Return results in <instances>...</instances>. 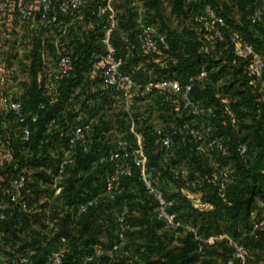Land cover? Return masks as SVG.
<instances>
[{
	"label": "trees",
	"instance_id": "trees-1",
	"mask_svg": "<svg viewBox=\"0 0 264 264\" xmlns=\"http://www.w3.org/2000/svg\"><path fill=\"white\" fill-rule=\"evenodd\" d=\"M82 2L83 23L67 28L64 35L59 33L57 43L60 54L72 58L77 78L60 82L50 95L45 96L42 89L47 69L42 54L46 59L56 60L58 54L53 42L49 41L42 53L40 33L31 37L22 34L18 46L7 39L14 35L12 32H5L0 39L15 52L22 46L26 61L19 63V67L27 72L30 82L19 99L25 112L39 117L32 127L31 140L25 143L20 138L21 122L10 112L0 115V202L7 205L6 218L0 221V264H4L2 258L15 251L16 246L19 252L31 255L33 264H43L46 255L57 246L58 237H63L69 247L62 264H94L84 263L83 256L95 245L103 249L97 260L102 264H108L110 259V264H237L226 239L216 240L212 245L202 242L224 234L247 249L250 264H264V225L258 230L257 238L246 235L254 221H264L251 217L255 202H264V69L257 78L251 59L233 53L229 40L231 33H238L253 45L264 63V13L256 24L250 22L256 7L264 0H169L171 13L178 20L191 17L192 22L181 30L170 31L161 22L164 18L157 17L155 12L149 21L159 24V30L166 34V44L160 47L159 54L149 56H142L136 47L127 49L128 45L136 44L133 14L128 0H114L118 25L111 42L117 56L125 59L121 67L123 74L130 75L137 84L164 78L184 83L190 76L197 77L201 69L207 71L206 79H196L192 97L216 115L214 134L222 141L213 153L214 164L227 168L231 181L223 192L210 181L213 165H208L205 159L208 156L197 153L187 136L190 119L170 104L175 97L171 94L149 97L151 93L147 92L142 96L134 93L131 99L135 131L141 136L149 166L155 168L150 178L166 197L174 200L172 210L177 219L194 228L195 233L183 229L170 231L156 221L155 203L147 196L135 168L131 167L130 177L117 179L114 200L105 193V179L115 165L99 160L118 149L119 142L131 144L132 135L120 98L102 85L104 50L100 39L105 18L97 20L96 13L104 0ZM205 5H210L224 19L227 25L224 41L216 38L215 32L220 30L216 24L205 29L197 21V13ZM54 7L57 8V1ZM124 35L129 43L123 41ZM209 43L215 45V51ZM11 56L9 50L3 51L6 63L12 62ZM77 85H81L79 95L68 102L71 90ZM49 99H53L52 104ZM40 104H44L42 110L38 109ZM228 109L233 112V118L228 117ZM92 118L96 122L88 134V149L83 151L76 146L61 195L52 204L51 191L44 185L56 169L53 155L65 146V139L59 135L69 131V126ZM51 120L54 124L48 127ZM222 120L225 125L221 124ZM154 121H172L180 126V144L168 156L161 146L154 145ZM39 141H43L41 150L37 148ZM241 143L247 147L244 156L236 150ZM221 148L226 150V156L218 155ZM177 163L183 164L188 173V166L193 165L197 176L189 174V177L203 180V187L194 190L174 180L172 167ZM21 173L28 177L20 195L27 201L26 210L10 200L9 183ZM94 198L98 199L97 203L85 214L72 216L71 210ZM49 207L56 220V238L45 244L43 216ZM122 211H126L130 230L125 233L124 246L114 251L118 230L115 213Z\"/></svg>",
	"mask_w": 264,
	"mask_h": 264
},
{
	"label": "built area",
	"instance_id": "built-area-1",
	"mask_svg": "<svg viewBox=\"0 0 264 264\" xmlns=\"http://www.w3.org/2000/svg\"><path fill=\"white\" fill-rule=\"evenodd\" d=\"M55 1H57V8L54 7ZM82 4V0H0V30L3 31H1L0 39L7 31L12 32V34L14 33L13 37H16V28L19 27L22 29V33L29 37L35 33L42 34L40 40L42 53L46 50L49 41H52L55 45L58 56L54 61V67L50 68L51 65H47L46 58L42 54L43 62L47 65V69L44 71V82L42 86L45 96L53 93L60 82L77 78L72 58L69 55L60 54L57 43L61 37L59 33L64 35L67 28L83 23ZM113 4L114 0H104V4L98 8L96 13L97 20L105 18V23L101 26L103 36L100 39V43L103 46L104 52L101 55L102 69L100 75L102 85L110 88L116 98H120L123 111L126 115L129 132L132 135V143L129 144L125 141L119 142L118 149L111 150L105 158L99 160V163L107 160V162L114 163L115 165L113 172L105 179V193L109 195L110 200H114L115 196L113 192L117 179L120 176L130 177L132 174L131 167L135 168L138 171L139 178L147 196L155 203L153 217L156 221L160 222L165 229L170 231L183 229L195 233L194 228L182 224L177 219V214L172 210L174 200L166 197L164 191L154 185L150 178V172H154L155 168L149 166L141 136L135 131V118L131 99L134 93H140L139 95L142 96L147 92L151 93L149 97L156 95L163 97L166 94L174 96L175 99L170 104L190 119V124L186 126L189 127L187 136L193 143L195 151L202 153L204 156L213 157V153L222 141L221 137L214 134L215 127L213 120L216 118V115L200 100L192 97L196 79H206L207 71L201 69L197 77L190 76L184 83L174 78L147 80L142 84L135 83L130 75L121 72V67L125 63V59L117 56V50L111 42L112 34L118 25V11ZM128 7L133 14L136 44H132V46L128 45L127 49L130 50L136 47L142 56L159 54L160 47L166 44V34L161 32L156 25L149 21V17L147 16L149 13H146V8L141 1L128 0ZM263 13L264 2L259 4L251 15V24L254 25L259 22ZM196 19L205 29H208L212 23L216 24L220 29L215 32L216 38L218 41H224V30L227 29V25L224 19L219 17L210 5L203 6L202 10L197 13ZM55 29H58L57 35H54ZM18 35L21 34L19 33ZM10 38L11 35L7 39ZM122 39L125 43H129L126 35ZM229 40L232 46V52L243 58H250L254 75L260 78L263 73L264 63L259 58L253 45L242 39L236 32L230 34ZM2 43L0 40V49L6 48L10 51V45ZM29 47L30 45L27 46L28 49ZM19 49H22V46H19ZM80 91L81 85L74 87L68 96V102H72L79 95ZM48 102L52 104L53 99H49ZM43 108L44 104L38 106L39 110ZM7 112L12 113L21 122L20 138L23 142L28 143L31 140L32 127L39 121L38 115L25 112L23 103L19 97L5 94L0 89V115ZM227 115L228 117H234L230 109L227 110ZM95 122L96 119L93 118L83 119L78 124L69 126L71 127L69 131L60 133L59 136L66 141L65 146L59 148L56 155L52 154L57 162L56 169L51 179L44 185L51 191L49 194L50 203H57L58 197L61 195L63 183L67 176V168L72 164V156L76 146L79 145L83 151L88 149V134L91 132ZM53 124L54 121L51 120L48 127H51ZM221 124L225 125V120H222ZM178 127L180 126L172 121L169 123L153 122L154 145L161 146L167 156L180 144L179 136L181 130ZM42 147L43 141H39L37 148L41 150ZM236 150L241 156L247 153V147L243 143L238 144ZM218 152V155H227L225 149L221 148ZM227 171V168L213 165L210 181L217 187L219 192L225 191L231 182ZM172 172L174 180L183 182L191 189L197 190L203 187V180L197 177L190 178L186 167L181 163L175 164L172 167ZM27 182V175L21 173L9 183L10 200L16 203L21 210L28 208L27 201L20 196L22 191L25 190ZM97 201L98 199L94 198L80 203L74 211L71 210L72 216L75 218L82 216ZM6 208L7 205L0 202V221L6 218ZM51 213L52 209L49 207L44 211L43 216L46 237L45 244L56 238V220ZM115 217L118 230L117 241L113 246L114 251L124 246L126 242L125 233L130 230V225L126 221V211L115 213ZM262 225H264V221H254L246 235L257 238L258 230ZM220 239L227 240L228 245L233 249L232 258L237 264H250L247 249L225 234L211 236L202 242L212 245L216 240ZM199 250H201V247H199ZM68 252L69 247L66 245L65 239L58 237L57 246L46 255L43 264H62ZM103 253L102 247L95 245L90 253L84 254L83 261L84 263L102 264L97 262V260ZM1 261L4 264H33L31 255L28 252H19L18 246L15 247V251L6 254ZM110 263L111 259L108 261V264Z\"/></svg>",
	"mask_w": 264,
	"mask_h": 264
},
{
	"label": "rangeland",
	"instance_id": "rangeland-1",
	"mask_svg": "<svg viewBox=\"0 0 264 264\" xmlns=\"http://www.w3.org/2000/svg\"><path fill=\"white\" fill-rule=\"evenodd\" d=\"M139 1H141L143 3V6L146 8V13H149L147 15L149 18H152L155 12L158 13L157 17L160 15L161 17L164 18V20L163 21L161 20V22L170 31L181 30L183 27L190 25L192 22L191 17L187 19L182 18L181 20H178V18H176L171 13L169 0H139ZM118 9L120 10L119 7ZM120 11L119 13H121ZM234 14L238 15V12L234 11ZM150 21L157 26L158 24L157 22L155 23V21H153L152 19ZM16 30H17L16 37L13 38V36L11 35L9 42L11 44L18 45V41L22 39L23 33H22V29L19 27L16 28ZM1 31L2 30H0V34ZM19 33L21 35H18ZM209 47L211 50L215 49V45L213 43H209ZM10 55H12L11 56L12 62L8 64L5 62L6 58L3 57V52L0 49V89L5 94H9V95L13 94L14 96L20 97V94L26 91V87L27 85H29L30 82L27 72L21 67H19V63L25 64L24 61L26 60L23 57L24 53L22 49H20L19 52L10 50ZM217 56H220V54L218 53ZM45 61L47 65H51L50 68L54 67L55 64L54 61H52L51 59H45ZM219 85H222V82H220ZM205 159H208L209 166L214 165L215 161L213 157H209V158L207 157ZM188 168L190 175L197 176V172L195 171L193 165L188 166ZM251 217L252 219H264V202H261L259 200L255 202V204L253 205V214ZM104 241L105 240H103V242Z\"/></svg>",
	"mask_w": 264,
	"mask_h": 264
},
{
	"label": "crops",
	"instance_id": "crops-1",
	"mask_svg": "<svg viewBox=\"0 0 264 264\" xmlns=\"http://www.w3.org/2000/svg\"><path fill=\"white\" fill-rule=\"evenodd\" d=\"M2 50V52L4 51V52H6V51H8V49H6V48H4V49H1ZM13 95V94H12Z\"/></svg>",
	"mask_w": 264,
	"mask_h": 264
}]
</instances>
